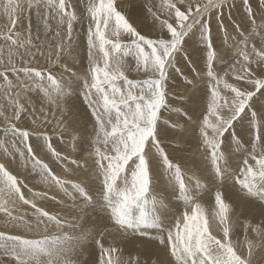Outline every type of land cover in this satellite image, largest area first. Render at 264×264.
Here are the masks:
<instances>
[{
    "label": "snow or ice",
    "instance_id": "1",
    "mask_svg": "<svg viewBox=\"0 0 264 264\" xmlns=\"http://www.w3.org/2000/svg\"><path fill=\"white\" fill-rule=\"evenodd\" d=\"M0 220V264H264V0H0Z\"/></svg>",
    "mask_w": 264,
    "mask_h": 264
},
{
    "label": "rangeland",
    "instance_id": "2",
    "mask_svg": "<svg viewBox=\"0 0 264 264\" xmlns=\"http://www.w3.org/2000/svg\"><path fill=\"white\" fill-rule=\"evenodd\" d=\"M244 15H245V10L242 7H238L236 10H234V17L237 20H242L244 18ZM145 31H148V28H145ZM133 75H135V74H133ZM31 181L32 180H30L29 182L32 183ZM31 185H33V183ZM31 185H29V186H31ZM233 198L235 199V197H233ZM201 203L204 205L205 209L209 213H211L214 210V207H215L213 194L212 193H209L207 196H204L202 198V200H201ZM47 204H49V205H47V207H49V208H55L54 207V202L53 203L47 202ZM233 223H234V225H237V227H238V218L237 217H233ZM2 229H3L2 226H0V230H2ZM240 240H241V242L243 240L242 233H241V236H240ZM95 253H96V256L98 257V253H99L98 250H95ZM118 254H116V255H118Z\"/></svg>",
    "mask_w": 264,
    "mask_h": 264
},
{
    "label": "bare ground",
    "instance_id": "3",
    "mask_svg": "<svg viewBox=\"0 0 264 264\" xmlns=\"http://www.w3.org/2000/svg\"><path fill=\"white\" fill-rule=\"evenodd\" d=\"M21 171H23V169H21ZM25 174H26V173H25ZM30 180H32L31 182H32L33 184H35V185L38 186V187H37V190H44V189H45V186H43V185L40 184L38 178H37V179H31V178H29V179H28V182H29ZM29 183H30V182H29ZM32 183H30L29 185H31ZM31 186H32V185H31ZM43 203H45L46 207H47V205H49V204H47L46 201L43 202ZM54 207H55V205H54ZM48 208H49V207H48ZM0 226H2V228L4 227V225H3V220H0ZM95 250H98V252H99V249H98V248H95V246H94V251H95ZM118 255H120V254H118Z\"/></svg>",
    "mask_w": 264,
    "mask_h": 264
}]
</instances>
